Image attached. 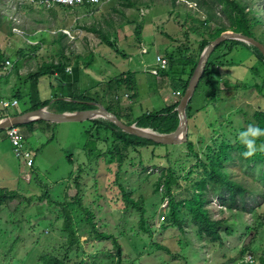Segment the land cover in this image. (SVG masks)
Segmentation results:
<instances>
[{
  "label": "rangeland",
  "instance_id": "374dc122",
  "mask_svg": "<svg viewBox=\"0 0 264 264\" xmlns=\"http://www.w3.org/2000/svg\"><path fill=\"white\" fill-rule=\"evenodd\" d=\"M133 1L136 6L128 8L119 0L100 5L53 4L48 7L37 4L36 0L33 3L30 0H0V53L2 61L10 63L6 68H2L5 61L0 63V71L7 70L0 73V78L8 76V82L0 86L2 97L8 99L15 92L26 90L27 86L33 87L28 76L43 64L49 65L60 59L57 40L61 33L59 41L67 48L64 54L70 63L65 71L71 79L76 76V83L70 80L67 85L66 82L59 84L54 81L58 80L54 75L42 77L37 85L38 99H50L54 94L71 96L73 92L83 90L88 91L89 97L95 92L101 97L104 84L109 79L130 71L135 73L137 82L135 99L126 100L122 90L116 93L113 90L104 93L106 100L122 96L119 105L131 107L127 113L131 119L143 111L158 110L173 102L177 103L173 112L178 113L186 88L182 94L183 83L172 77L177 79L184 69L171 68L168 56L187 52L186 43L189 48L191 45L195 47L199 42L197 36L207 39L208 32L216 29V23L225 28L217 37L224 32L232 33L238 44L231 51H216L209 58L217 60L220 53L222 64L215 67L211 79H204L203 74L200 76L185 106L189 140L202 161L207 152L221 142L233 144L238 138L244 142L249 140L247 120L256 110L264 111V84L260 91L257 89L263 81L264 65L257 63L251 56V50L242 45L246 44L244 37L247 35L238 25H232V30L231 19L225 12L228 10L222 2L203 0L201 3L212 8L216 16L212 23L205 19L203 10H196L195 1ZM239 1L244 4L245 12L252 8L257 19L250 26L254 36L247 37L264 45V4L260 0ZM235 14L232 11L233 19ZM246 17L249 19L250 14L247 13ZM138 25L141 26L140 41L134 34ZM88 28L104 32L116 49L101 43L98 35ZM178 46L180 50L175 53ZM156 52L168 60L170 68L165 72L169 71L172 76L160 70L156 75L150 73L156 69ZM223 52L226 54L222 55ZM87 58H90L89 63L85 62ZM76 64L80 68L76 69ZM180 76L187 77L185 74ZM20 100L7 108L8 112L23 113L28 100L23 96ZM98 102L104 108L108 105L101 99ZM34 123L32 127L18 128L24 140L23 147L32 154L30 176L25 179L23 174L28 169L21 159L14 156L6 130H0V191L16 192L26 199L18 212L14 211L18 200H11L0 207V264H44L40 260L41 255L48 254L46 259H49L50 256L62 257L67 253L63 247L67 236L55 231L62 225L60 204L70 213L79 240L77 246L71 247L67 264H76L82 258L84 264H92L93 260L111 264V257L115 258L116 254L115 244L120 248L121 264H261L257 257L264 249V198L260 195L255 200L251 196L245 198L248 211L235 212L221 205L219 195L208 191L209 206L203 205L208 208L210 218L224 220L229 227H235L232 235L220 232V241L216 243L197 234L184 203H178L176 207L180 229L171 227L173 221L170 220L167 197L162 187L156 192V183L158 177L162 179V170L170 168L179 178L181 191L177 196L183 200L187 190L193 191L202 167L186 147L188 137L180 144L138 149L139 152H132L118 170L117 159L107 153L110 140L107 144L95 141L92 135L96 129L91 128L89 121ZM87 134L100 149L99 156L94 152L93 157H88L86 150L82 149L89 142ZM248 145L260 148L253 142ZM92 148L93 145L88 143V150ZM68 154L72 155L73 165L67 162ZM166 155L168 157L165 158ZM232 155H235L234 151ZM224 167L229 173L228 178L259 185L244 176L243 170L233 163ZM119 184L129 195L128 201L123 200ZM77 190L80 204L88 213L77 208L73 197ZM129 199L135 206H129ZM236 205L241 209L240 201ZM253 205L254 211H249ZM138 207L144 209L142 217ZM87 217L91 218L92 227L85 221ZM139 219L144 221L147 231L140 229ZM255 222L260 225L261 232L253 231ZM93 228L110 236V239L98 240ZM244 246L250 247L249 251L241 254Z\"/></svg>",
  "mask_w": 264,
  "mask_h": 264
},
{
  "label": "trees",
  "instance_id": "16d2710c",
  "mask_svg": "<svg viewBox=\"0 0 264 264\" xmlns=\"http://www.w3.org/2000/svg\"><path fill=\"white\" fill-rule=\"evenodd\" d=\"M176 0L173 1V3ZM189 2V0H184ZM195 1L197 4L196 10H203L205 19L208 22L214 21L216 16L212 13V8L207 6V4L202 5L198 0H191ZM190 1V2H191ZM222 2L224 7L228 10V12L225 10L226 15L231 19V28L232 25H238L239 29L242 30L243 34L253 37L254 34L252 31H250V26L252 24H255L257 19L255 16V13L253 9L249 10L248 12H245V6L244 4H241L239 0H219ZM246 1V0H244ZM120 4L124 7L133 8L136 6L135 1L133 0H119ZM261 3L264 4V0H260ZM87 3H84L86 6ZM147 6V4H145ZM198 8V9H197ZM93 9H96L93 7ZM232 11L236 12L235 18H232ZM198 13V12H197ZM247 13L250 14V18L248 19ZM238 18V20H237ZM263 24V23H262ZM216 26V29L213 32H208V38H201L197 36V39H199V42L195 44V47L191 45L192 47L189 48L190 45L186 43V50L183 54H174L172 53L169 57V64L171 68H180L184 69L181 73H179L178 78L176 79L175 76L172 78L175 79L178 82H182V94L184 93V89L186 88L188 81L190 77L193 74V71L197 65L199 56L202 52V50L208 45V43L213 40L215 37H217L221 31L225 28L221 26V24H214ZM81 28V27H80ZM82 29L83 28L82 26ZM205 30H208V28H204ZM236 29V28H235ZM234 29V30H235ZM88 30L92 31L93 33H96L98 37L101 40V43L104 45H108L110 48H115V44L111 43L104 32L97 30L95 28H88ZM233 30V28H232ZM141 26L138 25L134 28V34L136 36L137 40H141ZM163 35L165 33L162 32ZM61 33H59V38L61 37ZM59 38L57 40L59 45V55L60 59L56 62H52L49 65L43 64L40 69H38L35 73H32L28 76V81L33 85L27 86V89L23 90L22 92L17 91L15 92L11 97H7L8 100H16L21 101L20 97H24L28 102L25 104L26 108L24 112L35 110L42 107H48L50 110H53L55 112H71L75 110H86L94 108L93 105L90 103H99V99H101V102H107L108 105H106V109L113 114H115L118 119L124 120L123 122L127 125L130 124H136L138 127L142 128H149L159 133H169L172 130L174 131L176 129V126L178 124V116L177 112H173V108L177 105L176 102H173L165 107H162L158 110H152V111H143L135 118L131 119L127 113L131 111V107H121L119 105L120 98L122 96L116 95L113 96V99L111 101L106 100V97H104V93L111 92L115 90V93L117 90H122V95H127V99L134 100L136 97V90H137V82L135 78V73L126 71L121 73L118 76H115L111 79H109L105 84L103 88V95L100 97V93H93L91 97H89L88 91L83 90L81 92H73L71 96H63V95H52L50 99L46 100H40L38 99V89L37 85L39 80L42 77L51 76L54 75L58 80H54L59 84H65L68 83V81L73 80L76 83V76H74L71 79V76L65 71V68H67V65H69V59L68 56H65L64 52L67 49L63 44L60 43ZM238 42L234 40H228L225 42L220 43L213 52L211 53L210 57L216 53V51H220L225 49L226 52L233 50ZM227 45V46H225ZM246 48V50H251L252 54L251 56L254 57L257 61V63L264 65V56L255 48L254 46H249L246 44H242ZM181 46V45H180ZM180 46H178V49L175 53H177L180 50ZM243 50V49H242ZM226 52H223L222 55L226 54ZM219 53V55H221ZM216 58L217 60H212V58L207 61L206 66L204 68L203 78L204 79H211L214 74L215 67L217 68L221 66L222 62L221 57ZM126 56V55H125ZM209 57V58H210ZM78 59V58H77ZM7 60V59H6ZM90 58H87L85 61L86 63H89ZM2 56L0 53V63H2ZM218 62L216 65L215 62ZM5 63V62H4ZM169 64L166 69H160L161 72L166 73L167 76H172V74L167 71L170 67ZM4 66V64H3ZM76 69L80 68L78 67V64L75 66ZM53 71V74L51 73ZM180 74L187 75L186 78H183L180 76ZM8 77V76H7ZM3 77L0 78V80H3ZM201 81V79H200ZM200 83V82H199ZM207 83V81H205ZM238 84H240L238 82ZM264 84V77L263 81L260 84V87H257V89L260 91L262 85ZM75 85V84H74ZM258 86V85H256ZM76 89V88H75ZM198 89V88H197ZM196 89V90H197ZM196 92V91H195ZM131 93V94H129ZM261 93V92H260ZM264 93V92H262ZM261 93V94H262ZM69 99V100H66ZM191 102V101H190ZM189 106L187 107L188 111ZM16 114H11L8 112L7 109L0 107V119H3L7 116H13ZM18 115V114H17ZM90 122L91 128L96 129L95 135H92V138L95 141H99L102 143L107 144L108 140H110V145L107 147V153L109 155L114 156L117 159V167L118 170L121 169V166L125 161H127L128 156L132 152H139L138 149H144L154 146H159L160 144H156L150 140H146L143 138H139L136 136H132L129 134H126L119 130L115 125L112 123L102 120V119H93V120H87ZM248 125L250 127V133L247 134L248 139L252 140V142L255 145L260 146L259 149H255L253 146L248 145V143L241 141L239 138L237 141L233 144H228L221 142L219 143L214 149L211 150V152H207L205 160H201V158L198 156L197 152L192 149V144L189 140L190 135L188 134V140L185 143L187 149L190 151V155L195 157L197 159V163L199 167H202V172L199 176V181L196 185H194V189L187 190L186 191V198L183 200L178 197L180 194V185L178 183L179 178L174 176L173 171L170 168H167L165 170H162V179L158 177L157 183H156V192H158V189L160 187L163 188V194L167 197L168 204H169V213H170V220L173 221V223H170L171 227H177L180 229V218L178 215V212L176 210L177 204H185L187 211L191 215L190 221L192 224L196 227L197 234L203 235L208 241L212 243H216L220 241V232H223L227 235H232L235 232V227L232 225V228L225 224L224 220H213L210 218L209 210L204 208V203L209 206V198L207 197L208 191L211 193H216L221 197L220 203L223 206L229 207V209H232V211L237 212H246L248 211L247 208H245V198L251 196L253 200L256 199L257 195H260L262 198H264V131H260L259 133L256 131V129L264 130V111L263 110H256L251 118L248 120ZM36 122H45V121H36ZM48 123V122H45ZM35 124L34 122L24 124V125H16L13 127L16 128H25L28 126H31ZM49 124V123H48ZM102 132L104 135L102 136ZM87 137L89 139V142H87L83 150H86V154L88 157H93V154L97 156L100 155V149L97 148L96 143L91 141V135L87 134ZM24 141V140H22ZM88 141V140H87ZM88 143L90 145H93V148L91 150H88ZM162 146V145H161ZM28 150V149H27ZM30 151V150H28ZM143 151V150H142ZM235 152V155H232V152ZM206 152V151H204ZM247 153V154H245ZM165 158L168 157L167 155L164 156ZM67 162L69 164L73 165L72 155L68 154L66 155ZM233 163L235 167L240 168L243 170V175L250 177L253 179V181L258 182L259 185L247 184L242 180L239 179H230L228 178L229 173L225 170V165ZM140 165V164H139ZM140 167H145L144 165H140ZM224 167V168H223ZM189 173H193L192 171H189ZM197 178L194 179L196 181ZM245 181H247L245 179ZM76 185V183H75ZM261 185V189L259 186ZM119 188L122 191L123 200L128 201L129 195L125 193L123 190V187L119 184ZM9 194V196H7ZM79 190H77L76 194L73 196L75 203L77 204V208L80 211L87 212L85 208H83L80 204V198H79ZM178 195V196H177ZM9 200V201H8ZM11 200H18V204L15 208V212H18L21 207L24 206L26 199L16 193V192H7V191H0V207H2L5 203L9 204ZM176 200V201H175ZM180 200V201H178ZM240 201L241 202V209L237 208L236 203ZM62 207L59 219L62 221L61 229L55 230L57 233L65 234L67 236V240L64 243L63 247L66 248L67 253H64V255L61 257L59 255H53L50 256L49 259H46V256L48 254H44L40 256V260L43 261L44 264H67L66 262L70 260V257L68 256V253L72 249L71 247L77 246L79 243L78 238L76 237L77 233L75 231L74 226L71 223L70 213L67 211L66 207L63 204H60ZM135 206L132 199H129V206ZM255 205L249 209V211H254ZM138 212L140 213V217H142V213L144 212V209L141 207L137 208ZM234 215L237 217L238 214L234 213ZM87 223H89L90 227L93 226V223L91 222V218L87 217L85 219ZM144 221L140 220L138 221V226H140L143 231H147L146 228L143 226ZM233 223V221H232ZM167 224V223H165ZM169 225V224H168ZM253 231L255 233L261 232L260 225L255 222L254 226L252 227ZM93 232L96 235V238L98 240H104V239H110V236H106L105 234L99 233L93 228ZM116 240L114 241V243ZM116 248V254L115 258L111 257V264H121V254H120V248L118 244H115ZM159 248H162L159 246ZM250 247H242L241 248V254L245 252V250L249 251ZM164 249V248H162ZM263 251L260 256L257 257L258 261L261 264H264V257H263ZM240 253V252H239ZM92 264H105V263H99L96 261H91ZM76 264H84V258L79 259Z\"/></svg>",
  "mask_w": 264,
  "mask_h": 264
},
{
  "label": "water",
  "instance_id": "95a60500",
  "mask_svg": "<svg viewBox=\"0 0 264 264\" xmlns=\"http://www.w3.org/2000/svg\"><path fill=\"white\" fill-rule=\"evenodd\" d=\"M232 37V33L228 34L224 32L219 37L209 42V44L201 52L196 68L188 82L184 96L179 105V109L177 110L179 122L173 132L161 134L149 128L138 127L136 124L127 125L120 119H118L115 114L108 111L103 106L93 102L90 104L93 105L94 108L86 110H75L71 112L58 113L48 110L47 107H42L35 110L23 112L18 115L7 116L3 119H0V130H6L16 125H24L36 121H45L50 124H57L102 119L112 123L119 130L126 134L150 140L157 144L171 145L183 143L186 141L188 134L187 120L185 116V106L189 98L191 97L200 76L203 74L206 63L215 47H217L220 43L224 41L234 40L235 37ZM244 39L246 44L254 46L264 56V45L262 43L247 36H245ZM51 73H53V71H51Z\"/></svg>",
  "mask_w": 264,
  "mask_h": 264
},
{
  "label": "built area",
  "instance_id": "2783aa9c",
  "mask_svg": "<svg viewBox=\"0 0 264 264\" xmlns=\"http://www.w3.org/2000/svg\"><path fill=\"white\" fill-rule=\"evenodd\" d=\"M34 0H30V3H33ZM37 4L39 5H43V6H51L53 4H59V5H74V4H94V5H100V4H106L109 3L110 0H36ZM183 2H187L184 1ZM155 65H156V69L152 70L150 73L152 75H156L157 72L160 69H166L168 66V60H166L165 58L160 57L158 54L155 55ZM10 63L9 61H5L4 66H2V68H6L9 67ZM2 71H7L5 69L1 70L0 73H2ZM125 98H127L128 96L125 95ZM17 104L16 100H12V101H8V100H0V105L2 106V108H9L12 106H15ZM10 129V130H8ZM6 129V135L8 138V142L11 146V149L13 151V154L15 157H18L19 159H21L24 164L25 167L30 170L32 167V154L30 153V151H28L26 148L23 147L22 144V138L19 134V130L16 127H10ZM27 174V172H25ZM23 174V179L29 177L30 175H26ZM25 175V177H24ZM251 257V256H250Z\"/></svg>",
  "mask_w": 264,
  "mask_h": 264
},
{
  "label": "crops",
  "instance_id": "0c3cea01",
  "mask_svg": "<svg viewBox=\"0 0 264 264\" xmlns=\"http://www.w3.org/2000/svg\"><path fill=\"white\" fill-rule=\"evenodd\" d=\"M162 34V33H161ZM168 44H165V46H167ZM158 53L156 52V55H157ZM8 82V79L7 78H4L3 80H1L0 81V86H2L3 84H6ZM2 92V89H0V100H8V99H6V98H3L2 96H3V93H1ZM48 108V107H47ZM48 110H50L49 108H48ZM50 111H53V110H50ZM53 112H55V111H53ZM10 145V144H9ZM11 147V146H10ZM31 153V152H30ZM29 171H31V169L30 170H28V172H27V174L26 175H28L29 174ZM30 175V174H29Z\"/></svg>",
  "mask_w": 264,
  "mask_h": 264
},
{
  "label": "clouds",
  "instance_id": "9594fccd",
  "mask_svg": "<svg viewBox=\"0 0 264 264\" xmlns=\"http://www.w3.org/2000/svg\"><path fill=\"white\" fill-rule=\"evenodd\" d=\"M256 131L259 133L260 131H264V130L256 129ZM246 143L251 144L252 143V140H247ZM245 154H247V153H245Z\"/></svg>",
  "mask_w": 264,
  "mask_h": 264
}]
</instances>
